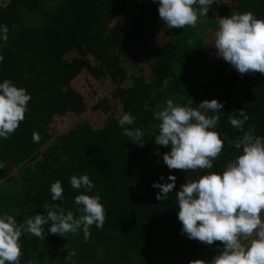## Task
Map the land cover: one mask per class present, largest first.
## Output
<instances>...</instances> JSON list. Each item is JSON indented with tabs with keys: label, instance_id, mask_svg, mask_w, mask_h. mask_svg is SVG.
<instances>
[{
	"label": "trees",
	"instance_id": "trees-1",
	"mask_svg": "<svg viewBox=\"0 0 264 264\" xmlns=\"http://www.w3.org/2000/svg\"><path fill=\"white\" fill-rule=\"evenodd\" d=\"M158 7V0H9L0 5V25L9 27L7 42L0 39V83L10 80L31 95L15 133L0 137V216L7 213L23 223L26 217L46 216L48 203L78 218L75 197L82 193L99 195L106 212L103 228L92 225L87 240L82 228L65 237L51 234V221L44 226V239L22 234L21 264H189L210 261L222 249L219 241L206 245L181 234L175 192L188 179L222 174L242 154L233 145L243 133L229 123L231 115L242 119L240 109L249 116L245 131L252 128L264 137V75L241 76L185 28L171 29L152 50L154 30L165 24ZM248 11L264 19V0H215L202 19L216 32L221 18ZM85 73L116 85L111 98L90 111L94 96L79 84L88 83ZM168 99L180 106L191 100L194 108L206 99L224 104L213 130L225 144L211 169L169 170L163 162L171 146L155 143L160 121L154 114ZM98 111L107 115L103 121ZM126 113L135 121L124 127L145 133L142 148L123 134L119 119ZM67 115L81 118L66 132H54L56 117ZM34 132L40 134L38 143ZM85 174L94 187L73 189L70 177ZM169 175L177 177L175 189L167 200H157L160 190L152 184L170 183ZM57 180L63 199L53 201L50 188Z\"/></svg>",
	"mask_w": 264,
	"mask_h": 264
},
{
	"label": "clouds",
	"instance_id": "clouds-1",
	"mask_svg": "<svg viewBox=\"0 0 264 264\" xmlns=\"http://www.w3.org/2000/svg\"><path fill=\"white\" fill-rule=\"evenodd\" d=\"M156 3L157 0H152ZM215 0H158L160 19L169 29L194 27L198 19L206 16ZM9 27L0 25V39L7 42ZM214 47L217 57L229 63L241 76L249 73L264 75V19H258L251 11L232 14L219 20L215 32ZM4 59L0 55V62ZM31 95L26 89L17 87L10 80L0 83V137L7 139L14 134L25 119ZM166 101V107L154 114L160 121L155 143L171 146L163 154V162L169 170L195 171L211 169L213 161L221 155L225 141L213 129L219 121V112L224 104L218 99L204 100L191 107ZM212 112L216 115H208ZM239 116H229L231 126L243 133L234 142L242 154L231 160L222 174L210 172L195 180H187L176 194L178 220L182 223L181 234L206 245L219 241L223 245L219 254L210 261L195 259L189 264H264V137L254 135V129H244L249 116L243 109ZM135 117L131 113L122 115L119 125L123 134L139 147L145 146L144 131L128 128ZM40 134L33 133V142L38 143ZM159 155V152H157ZM66 158V157H65ZM4 165L0 164V168ZM164 181L163 176L160 177ZM169 182H154L153 188L160 191L156 199L165 201L176 186L177 177L169 175ZM73 189L91 190L93 182L87 174L70 177ZM53 201L63 199L64 189L57 180L51 185ZM99 195L80 194L75 204L81 206L77 218L72 211L59 205L45 203L47 215L36 214L18 223L16 217L7 213L0 216V264H21L22 234L28 233L45 238L44 226L51 221L49 232L66 236L83 230L87 240L90 227L103 228L106 212ZM57 209H59L57 211ZM74 256L75 252H71Z\"/></svg>",
	"mask_w": 264,
	"mask_h": 264
},
{
	"label": "rangeland",
	"instance_id": "rangeland-1",
	"mask_svg": "<svg viewBox=\"0 0 264 264\" xmlns=\"http://www.w3.org/2000/svg\"><path fill=\"white\" fill-rule=\"evenodd\" d=\"M9 2V0H0V5H6ZM159 28H156L154 30L153 38L151 41V48L152 50L162 45L163 42H165L168 39V34L170 33V30L165 24H160ZM185 29L191 30V32H194L196 41H205V44L209 46L211 49L215 48V30L212 29V27H208L206 24H204V21L202 17L198 19L197 24L194 27H185ZM205 39V40H204ZM91 61L94 62L93 57H90ZM124 67L127 68V62H122ZM128 74L132 73V70H127ZM256 75H259L260 73H255ZM86 80L88 83H85V81L82 79L80 81V85H84V89H81L85 94H92L94 98H89V111L93 109L99 102L102 101V99L105 98H111L112 92L114 91L116 85L112 83L110 79H106V81L102 80H95L92 79L88 73H85ZM126 82V81H125ZM101 114V120L103 121L106 118V114L103 112L98 111ZM120 112V109L118 107L117 113ZM81 116L77 117L76 115H67L65 117H56L53 125L54 132L57 133H64L70 128H73L75 124L78 123ZM91 121L94 118V114L90 116ZM100 119H96V121H99L101 123ZM262 219H264V212H262Z\"/></svg>",
	"mask_w": 264,
	"mask_h": 264
}]
</instances>
